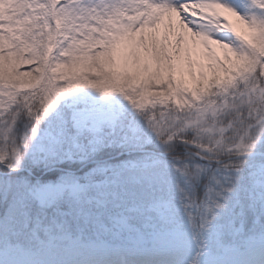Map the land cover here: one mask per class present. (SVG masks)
Returning <instances> with one entry per match:
<instances>
[{"label": "snow or ice", "instance_id": "snow-or-ice-1", "mask_svg": "<svg viewBox=\"0 0 264 264\" xmlns=\"http://www.w3.org/2000/svg\"><path fill=\"white\" fill-rule=\"evenodd\" d=\"M0 264H264V0H0Z\"/></svg>", "mask_w": 264, "mask_h": 264}]
</instances>
